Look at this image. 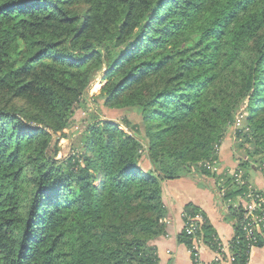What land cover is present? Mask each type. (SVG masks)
<instances>
[{
  "label": "trees",
  "instance_id": "1",
  "mask_svg": "<svg viewBox=\"0 0 264 264\" xmlns=\"http://www.w3.org/2000/svg\"><path fill=\"white\" fill-rule=\"evenodd\" d=\"M101 73L95 102L141 117L128 131L76 118ZM239 116L244 185L205 166ZM262 161L264 0H0V264H160L165 182L214 178L236 200ZM184 212L213 239L203 210ZM244 212L228 214L234 264L250 257Z\"/></svg>",
  "mask_w": 264,
  "mask_h": 264
},
{
  "label": "crops",
  "instance_id": "2",
  "mask_svg": "<svg viewBox=\"0 0 264 264\" xmlns=\"http://www.w3.org/2000/svg\"><path fill=\"white\" fill-rule=\"evenodd\" d=\"M222 149L219 155L225 160ZM237 164L235 166H238ZM254 171L256 178L252 180L249 175V185L256 189L264 190V178L258 171ZM196 179L202 182L203 186L197 185L196 180L188 177L168 180L164 184L163 197L167 205V213L164 218L166 234L159 236L153 242L157 248L160 264H195L194 251L190 248L191 246H187L181 240L182 233L185 230L183 213L185 205L189 202H192L206 213L213 229L212 238H218L226 252L224 259L216 261V249L210 244L209 240L200 236L201 240L197 246L196 253L201 263L234 264L229 258L233 252L229 244L234 237V225L228 219V214L234 204H240L244 200V196L228 201L222 198L220 203L212 192L210 179L202 177ZM261 241V245L251 249L247 264H264V232Z\"/></svg>",
  "mask_w": 264,
  "mask_h": 264
},
{
  "label": "rangeland",
  "instance_id": "3",
  "mask_svg": "<svg viewBox=\"0 0 264 264\" xmlns=\"http://www.w3.org/2000/svg\"><path fill=\"white\" fill-rule=\"evenodd\" d=\"M105 77L104 74L101 73L97 79L92 83V86L89 90V97L87 101H90L89 103L86 104L87 108L86 109H80L76 113V118L81 119V118H86L88 115V118H90L89 113H94L98 114L101 119L106 120V121H111L115 124H118L119 127L124 129L125 131H128V127H126L124 124L125 120L128 119L132 121L133 123H139L141 120L140 115L135 109H129V108H109L106 107L102 104L101 101H99V104L95 102V96L97 94H100V91L105 83ZM83 125L79 124L80 129L83 131ZM239 126H243V117L239 116L237 118L236 124L231 129L226 138L224 139L221 147L219 148V151L222 149L223 146V151L222 153L225 155V160L223 158H219L215 164V170L218 174L221 173H227V174H232L236 172V169H238V166H235L238 163V159H241V152L244 149H237V146L241 144V138L237 137V134L235 132L236 128ZM76 127L72 130L65 129L64 134L63 133H58L55 136L54 142L59 146L60 150L58 152L57 158L59 159H64L69 157L74 153V147L78 146L80 143V135L78 134ZM247 146V143H244V147ZM239 151V152H237ZM246 159V157H245ZM230 162V164H229ZM240 169V168H239ZM242 170V169H241ZM243 171V170H242ZM260 174V173H259ZM250 179L254 180L256 178V173L254 170L249 171ZM263 177V174H260ZM190 179L196 180L197 185H202L203 183L200 181H197L196 178L198 177H188ZM264 178V177H263ZM210 186L212 188V192L214 195H216V199H218L221 203V200L223 198V194L219 191V187L221 186V182L218 184L216 183V180L213 178L210 181ZM221 183V184H220ZM260 190V189H258ZM243 201L246 202V199ZM224 202V201H223ZM245 202H242L245 204ZM214 238V237H213ZM210 244L215 248L214 239H209Z\"/></svg>",
  "mask_w": 264,
  "mask_h": 264
},
{
  "label": "built area",
  "instance_id": "4",
  "mask_svg": "<svg viewBox=\"0 0 264 264\" xmlns=\"http://www.w3.org/2000/svg\"><path fill=\"white\" fill-rule=\"evenodd\" d=\"M220 147H218L219 150ZM217 160L212 162H207L205 164L206 167L215 170V164ZM257 170L260 174H263L264 177V161L256 164ZM237 179L238 184H247V181L243 179V171L241 169H236L235 173H232ZM244 199H246L244 203L234 204L233 207H238L241 204L245 208L244 219L242 220L241 228L243 230V239L248 244V248L251 249L257 246L260 241V237H262L264 232V190H258L254 187H251L248 184V190L244 194ZM183 218L185 220V231L191 237L192 244L191 249L194 251V263L202 264L197 253V246L200 243L201 237L197 234V230L200 228L199 223L202 221V217L200 215L189 216L185 212L183 213ZM216 249V261H220L225 258V248L220 242L218 238H213ZM239 242V238L235 240L233 237L230 241V249H232L233 242ZM230 260L233 262L235 260L233 252L230 255Z\"/></svg>",
  "mask_w": 264,
  "mask_h": 264
}]
</instances>
